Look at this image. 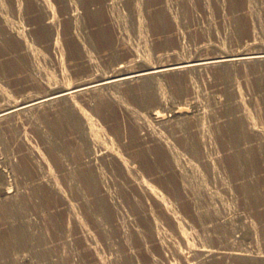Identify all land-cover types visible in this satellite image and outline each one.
Returning <instances> with one entry per match:
<instances>
[{
  "label": "rangeland",
  "instance_id": "1",
  "mask_svg": "<svg viewBox=\"0 0 264 264\" xmlns=\"http://www.w3.org/2000/svg\"><path fill=\"white\" fill-rule=\"evenodd\" d=\"M263 51L264 0H0V109ZM186 71L0 122V264H264V61Z\"/></svg>",
  "mask_w": 264,
  "mask_h": 264
},
{
  "label": "bare ground",
  "instance_id": "2",
  "mask_svg": "<svg viewBox=\"0 0 264 264\" xmlns=\"http://www.w3.org/2000/svg\"><path fill=\"white\" fill-rule=\"evenodd\" d=\"M68 6H69V8H68ZM66 8H67V11L71 10V5L70 4L65 5V9ZM74 8H75V6H74ZM75 10H76V8H75ZM72 13H73V11H72ZM47 14L48 13H46V15ZM73 15L71 13H69L68 19H70V20L74 19ZM42 19H41V22L39 23L41 25V27H39V28H43V27L44 28H51L52 24H54V22H55L53 20L54 19L53 16H50V15H47L46 18H44L43 20ZM14 34L20 41L22 40L21 36L23 34L21 36L19 35L20 33L18 34V33L14 32ZM260 61H264V51L263 52H257V53L256 52L255 53L254 52H244V53H240L237 55L234 54V55L216 56V57L205 58V59H196V60H192V61H182V62L179 61V62H175V63L160 65L157 67H147V68L137 70V71L116 74V75H113V76L107 77V78H98V79L91 81V82H87V83H84V84H81L78 86H74L71 88H64V89H60L57 91H53V92H50L49 94L41 96V97L33 98L30 100L21 102L19 104L9 105V106H6L4 108H1L0 109V122L6 121L7 119L12 118V117L14 118V116H17V115L38 109L45 104L51 105V104H53L59 100L70 99L71 97H73L75 95L78 96V95H83V94H87V93L97 92L102 88L116 87V86H119L120 84L130 83V82L134 83L135 80L137 81L139 79L148 80V79H152L154 77L156 78L157 76H160V77L164 76L165 77L166 75H170V74H176V73L178 74L179 72L186 71V70H201V69H206L207 67L210 68V67H214V66H218V65H224L225 66V65H231V64H236V63H249V62L253 63V62H260ZM175 82H176V80H175ZM132 93H131V95H132ZM158 102H159V105L162 106L161 100H159ZM163 105H164V103H163ZM153 115L157 116L158 112L153 113ZM10 208H12V207H10ZM14 230H16V229L14 228ZM23 230L19 229L16 232L13 231L14 232L13 238L16 240L17 243H20V245L24 242H27L26 239L28 238L27 237L28 235L25 234L26 230H24V231ZM11 233H12V231H11ZM8 239H11V238L9 237ZM7 240H6V242H7ZM9 245H10V243H9ZM197 251H199L198 253L204 255L205 257H210L213 255V252L210 250H197ZM229 255H233L235 257L236 255H239V253L237 254L235 252L234 253L232 252Z\"/></svg>",
  "mask_w": 264,
  "mask_h": 264
}]
</instances>
